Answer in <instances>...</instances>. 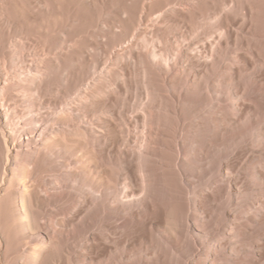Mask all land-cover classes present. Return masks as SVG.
Listing matches in <instances>:
<instances>
[{
  "label": "bare ground",
  "instance_id": "bare-ground-1",
  "mask_svg": "<svg viewBox=\"0 0 264 264\" xmlns=\"http://www.w3.org/2000/svg\"><path fill=\"white\" fill-rule=\"evenodd\" d=\"M0 264H264V0H0Z\"/></svg>",
  "mask_w": 264,
  "mask_h": 264
},
{
  "label": "rangeland",
  "instance_id": "rangeland-1",
  "mask_svg": "<svg viewBox=\"0 0 264 264\" xmlns=\"http://www.w3.org/2000/svg\"><path fill=\"white\" fill-rule=\"evenodd\" d=\"M135 80L138 81V80H140V78L135 77ZM133 95H134V94H133ZM135 101H136V100H135ZM140 101H141V99L138 98L137 102L140 103ZM128 102H129V104H130L131 106H134V103H135L134 101H128Z\"/></svg>",
  "mask_w": 264,
  "mask_h": 264
}]
</instances>
